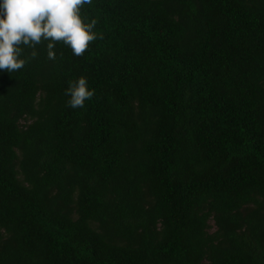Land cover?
<instances>
[{
    "label": "trees",
    "instance_id": "trees-1",
    "mask_svg": "<svg viewBox=\"0 0 264 264\" xmlns=\"http://www.w3.org/2000/svg\"><path fill=\"white\" fill-rule=\"evenodd\" d=\"M83 13L82 56L0 70V264H264V0Z\"/></svg>",
    "mask_w": 264,
    "mask_h": 264
},
{
    "label": "clouds",
    "instance_id": "clouds-1",
    "mask_svg": "<svg viewBox=\"0 0 264 264\" xmlns=\"http://www.w3.org/2000/svg\"><path fill=\"white\" fill-rule=\"evenodd\" d=\"M92 0H3L0 3V70L16 72L27 59L22 58L24 47L32 48L34 59L36 45L47 43V58L56 60L57 43L68 46L74 56H82L90 44L103 39L96 29L97 20H88L83 6ZM66 95L67 105L73 109L83 108L94 97L86 77L71 81Z\"/></svg>",
    "mask_w": 264,
    "mask_h": 264
}]
</instances>
